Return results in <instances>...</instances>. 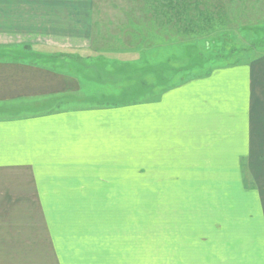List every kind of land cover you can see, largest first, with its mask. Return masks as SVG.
<instances>
[{"label":"rangeland","instance_id":"1","mask_svg":"<svg viewBox=\"0 0 264 264\" xmlns=\"http://www.w3.org/2000/svg\"><path fill=\"white\" fill-rule=\"evenodd\" d=\"M169 1L95 0L99 9L90 13L86 33L74 19L88 13L27 12L25 0H0V60L22 59L73 77L76 91L51 97L63 109L117 107L130 87L153 86L133 102L147 103L184 79L264 54V0H175L172 7ZM44 19H50L46 33L37 26ZM191 27L198 34H178ZM263 87L252 150L232 158L235 172L191 171L201 166L185 161L173 164L174 171L159 170L169 166L165 157L159 161L148 149L146 160L132 162L129 171L127 164L109 165V185L92 197L97 202L66 205L67 215L77 211L74 218L20 219L17 214L30 216L34 209L1 204L5 216L14 211L15 218L0 220V264H219V233L236 230L247 239L246 228H257V216H264ZM2 105L0 117L19 108ZM131 143L122 157L137 155L139 145Z\"/></svg>","mask_w":264,"mask_h":264},{"label":"crops","instance_id":"2","mask_svg":"<svg viewBox=\"0 0 264 264\" xmlns=\"http://www.w3.org/2000/svg\"><path fill=\"white\" fill-rule=\"evenodd\" d=\"M94 1L25 0L24 8L27 12L88 13L85 19H74V27L87 33L90 16L99 9ZM49 24L50 19H44L37 26L46 33ZM72 79L30 61L0 60V106L19 107L12 115L0 117V220L15 218L14 211L5 216L1 204L34 209L30 216L17 214L20 219L74 218L77 211L67 215L66 205L97 202L92 197L109 185L105 180V173L112 170L109 165L127 164L129 171L132 162L146 160V154H151L148 149H154L159 161L165 157L169 166L159 170L174 171L173 164L185 161L201 166H190L191 171L235 172L232 158L252 150L253 116L259 115L258 90L264 86V54L246 63L214 68L147 103L55 108L52 96L76 91ZM130 143H137L140 150L136 156L129 151L124 158L122 149ZM257 219V228H246L247 239L235 229V233L225 229L219 233L217 245L224 257L219 264H264V216Z\"/></svg>","mask_w":264,"mask_h":264},{"label":"trees","instance_id":"3","mask_svg":"<svg viewBox=\"0 0 264 264\" xmlns=\"http://www.w3.org/2000/svg\"><path fill=\"white\" fill-rule=\"evenodd\" d=\"M175 2V0L173 1V0H171V1H169L168 2V4L167 5H170V7H172L171 6V4L172 3H174ZM180 2H181V0H179L177 3L178 4H180ZM183 5V4H182ZM158 21H157V23H159V24H164V25H167V26H169V25H171L170 24V22L169 23H167V20H166V22H164V21H160L159 19H157ZM196 31H199V30H197V28H193V27H191V28H182V29H179V35H186L187 33H191V34H198ZM149 36L151 37V38H154L155 37V33H154V30H153V28H150L149 29ZM252 43H254V42H252ZM259 46H263L264 47V40H262L261 41V43L259 44ZM61 57H62V55H61ZM70 57V56H69ZM68 57V58H69ZM70 58H72V57H70ZM253 59V58H252ZM251 60V59H250ZM235 64V63H234ZM240 64V63H239ZM163 66V65H162ZM183 69H181V71H182ZM185 70H188L187 68H184V70L183 71H185ZM180 71V72H181ZM157 81H158V78L156 77V83H157ZM186 81H188L187 79H184L183 81H181V82H186ZM168 84V83H167ZM167 84H166V81H165V83H164V85L165 86H167ZM163 85V86H164ZM164 86V87H165ZM155 87H156V85H155ZM137 88V87H136ZM148 88H154L153 86H148ZM143 89V90H135V89H132V87H130V91H128V92H124V93H122L121 94V96L120 97H122L121 98V101L119 100V102H122L121 104H125V103H133L134 101H135V98H136V96H138V97H140L141 95H143V94H146V93H150V90L149 89ZM134 98V99H133Z\"/></svg>","mask_w":264,"mask_h":264}]
</instances>
